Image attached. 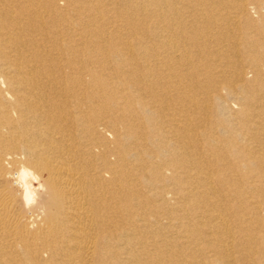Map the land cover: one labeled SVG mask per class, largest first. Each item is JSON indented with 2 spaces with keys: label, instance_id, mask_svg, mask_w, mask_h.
<instances>
[{
  "label": "bare ground",
  "instance_id": "bare-ground-1",
  "mask_svg": "<svg viewBox=\"0 0 264 264\" xmlns=\"http://www.w3.org/2000/svg\"><path fill=\"white\" fill-rule=\"evenodd\" d=\"M60 1L0 0V264H264V1Z\"/></svg>",
  "mask_w": 264,
  "mask_h": 264
},
{
  "label": "rangeland",
  "instance_id": "rangeland-1",
  "mask_svg": "<svg viewBox=\"0 0 264 264\" xmlns=\"http://www.w3.org/2000/svg\"><path fill=\"white\" fill-rule=\"evenodd\" d=\"M109 1H110V0H107L106 2L108 3ZM259 1H260L259 3H261V2H263L264 0H259ZM121 2H123V1H121ZM60 3H61V5H63V0H61ZM260 5H262V4H260ZM261 13L264 14V5H262ZM258 16H259V15H256V19H258ZM256 26H257L258 28L262 26V23L260 22V20H258ZM250 75H251V74H250Z\"/></svg>",
  "mask_w": 264,
  "mask_h": 264
}]
</instances>
